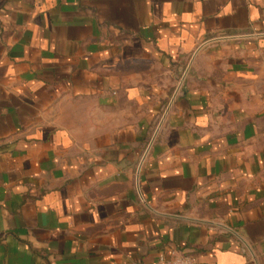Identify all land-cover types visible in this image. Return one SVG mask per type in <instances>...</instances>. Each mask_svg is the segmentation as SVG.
Here are the masks:
<instances>
[{
  "label": "crops",
  "instance_id": "1",
  "mask_svg": "<svg viewBox=\"0 0 264 264\" xmlns=\"http://www.w3.org/2000/svg\"><path fill=\"white\" fill-rule=\"evenodd\" d=\"M257 34L264 0H0V264H264V38L196 54L135 185L194 51Z\"/></svg>",
  "mask_w": 264,
  "mask_h": 264
},
{
  "label": "water",
  "instance_id": "2",
  "mask_svg": "<svg viewBox=\"0 0 264 264\" xmlns=\"http://www.w3.org/2000/svg\"><path fill=\"white\" fill-rule=\"evenodd\" d=\"M253 38H264V34H257V35H240V36L238 35V36H229V37H222V38H213V39H209V40L205 41L202 45H200V46L194 51V53L192 54V56H191V58H190L188 64L186 65V67H185V69H184V71H183L181 77L179 78L178 83H177V86H176V88L174 89L173 94H172V96H171L169 102L167 103V105H166V107H165V109H164V111H163V113H162V115H161V117H160V119H159V121H158V123H157V125H156V127H155V129H154V131H153V133H152V135H151V137H150V139H149V141H148V143H147V145H146L144 151H143V153H142V155H141V158H140V160H139V163H138V165H137V169H136V177H135V185H136V190H137V192H138V195H139V197H140V200H141L143 203H144V200H143V198L141 197V194H140V192H139V184H138V183H139V173H140V169H141V167H142V165H143V163H144V161H145V159H146V156H147V154H148V152H149V150H150V148H151L153 142L155 141V139H156V137H157V135H158V133H159V131H160V129H161L163 123H164V120H165V118H166V116H167V114H168V112H169V110H170V108H171V106H172V104H173V102H174V100H175L177 94H178L179 91H180V88H181V86H182V84H183V82H184V79H185V77H186V75H187V73H188V71H189V69H190V66H191V64H192V62H193L194 57L196 56V54H197V53H198V52H199L204 46H206V45H208V44H211V43H215V42H219V41H234V40H245V39H253ZM231 233H232V232H231ZM242 242H243V241H242ZM247 249H248V248H247ZM248 250H249V249H248Z\"/></svg>",
  "mask_w": 264,
  "mask_h": 264
},
{
  "label": "built area",
  "instance_id": "3",
  "mask_svg": "<svg viewBox=\"0 0 264 264\" xmlns=\"http://www.w3.org/2000/svg\"><path fill=\"white\" fill-rule=\"evenodd\" d=\"M159 264H198L194 255L189 251L171 248L158 257Z\"/></svg>",
  "mask_w": 264,
  "mask_h": 264
}]
</instances>
